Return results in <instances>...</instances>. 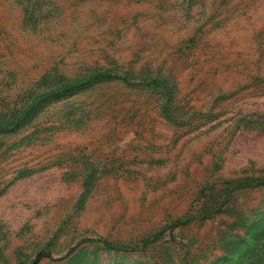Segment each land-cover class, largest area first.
Wrapping results in <instances>:
<instances>
[{
    "label": "rangeland",
    "instance_id": "1",
    "mask_svg": "<svg viewBox=\"0 0 264 264\" xmlns=\"http://www.w3.org/2000/svg\"><path fill=\"white\" fill-rule=\"evenodd\" d=\"M252 180L264 0H0V264H219Z\"/></svg>",
    "mask_w": 264,
    "mask_h": 264
},
{
    "label": "trees",
    "instance_id": "2",
    "mask_svg": "<svg viewBox=\"0 0 264 264\" xmlns=\"http://www.w3.org/2000/svg\"><path fill=\"white\" fill-rule=\"evenodd\" d=\"M114 75L112 74H98L96 75L94 78L91 77L88 80H81L75 83H72L70 85H66L65 87L52 92L49 96H57V95H61L63 93H69L91 81H95V80H100L103 78H108V77H113ZM116 77V76H114ZM149 85L154 86L155 88H162L165 89V87L163 86V81L160 79H152L148 82ZM46 97V96H42V99ZM26 118H22V120H20L19 122H17V124H14V126L20 125ZM264 186V180H252V182L245 184V185H238L237 189H241V188H259V187H263ZM189 221H182V222H176L173 227H179V226H184L186 224H188ZM164 232V231H162ZM163 235V233H158L153 241L159 239L161 236ZM99 242L102 243V245L104 247H106L109 250H125L127 249L125 246L122 245H116L106 239H100ZM148 242V241H147ZM144 242L143 244L147 243ZM244 246L246 248V250L238 257H227L225 256L224 258H222V260L219 262V264H264V225L261 226L258 231L256 232V235L254 237H252L249 241H245L244 242Z\"/></svg>",
    "mask_w": 264,
    "mask_h": 264
}]
</instances>
